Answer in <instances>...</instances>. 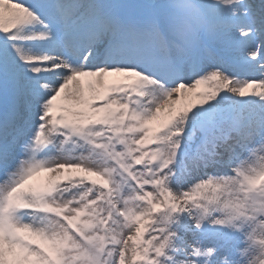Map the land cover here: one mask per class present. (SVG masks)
<instances>
[{"label": "snow or ice", "instance_id": "1", "mask_svg": "<svg viewBox=\"0 0 264 264\" xmlns=\"http://www.w3.org/2000/svg\"><path fill=\"white\" fill-rule=\"evenodd\" d=\"M0 264H264V0H0Z\"/></svg>", "mask_w": 264, "mask_h": 264}]
</instances>
